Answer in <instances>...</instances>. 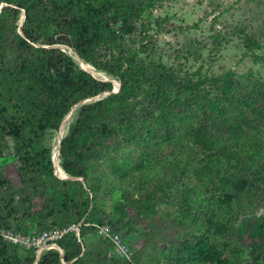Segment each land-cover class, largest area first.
<instances>
[{
    "label": "trees",
    "instance_id": "obj_1",
    "mask_svg": "<svg viewBox=\"0 0 264 264\" xmlns=\"http://www.w3.org/2000/svg\"><path fill=\"white\" fill-rule=\"evenodd\" d=\"M121 2L0 0V157L11 139L18 173L17 180L0 174V230L14 224L21 230L26 210H32L39 233L83 221L81 241L74 232L66 234L58 241L63 254L54 249L39 259L32 254L24 261L0 234V264H84L83 242L96 225L114 222L131 234L144 217L160 214L153 201L135 199L110 179L99 158L113 174L137 170L136 182L181 203L170 234L192 237L178 245L171 264H228L198 226L200 195L204 208L218 213L224 235L251 240L250 258L264 264V215H256L264 208V81L253 73L218 74L204 65L191 70L111 62L100 49L107 42L105 16L109 10L120 14ZM62 46L119 78L120 91L97 99L114 90L113 81L83 70ZM92 98L97 100L79 107L60 149L61 167L77 179H61L53 150L45 145L47 133L58 132L72 109ZM114 185L121 191L116 201L108 199ZM154 225L143 231L146 254L164 224L156 219ZM97 256L98 264H131L104 249Z\"/></svg>",
    "mask_w": 264,
    "mask_h": 264
},
{
    "label": "rangeland",
    "instance_id": "obj_2",
    "mask_svg": "<svg viewBox=\"0 0 264 264\" xmlns=\"http://www.w3.org/2000/svg\"><path fill=\"white\" fill-rule=\"evenodd\" d=\"M121 3L124 9L120 14L116 15L109 10L105 16L109 24L105 30L107 42L100 49L111 62L123 60L125 67L129 63L139 66L156 63L168 67L184 66L191 70L204 65V70L209 69L218 74L228 70L240 75L253 73L257 79L264 81V0H122ZM22 20L23 13L20 18V21ZM257 41L260 46L252 47ZM62 48L68 53L71 52L70 54L73 52L65 46ZM75 60L81 65L79 59ZM96 70L98 78L113 81L114 89L121 87L119 78ZM108 95L105 93L97 99L106 98ZM78 110L79 107L74 110L69 123L65 125V135L68 134L71 124L75 123ZM57 138V131H48L45 145L53 150ZM8 144V149L0 157V174L17 180L18 173L14 162L16 150L11 139H8ZM136 159V156H133L132 167ZM97 163L108 173L110 179H116L118 185L129 188L135 199L142 197L143 200L153 201L160 214L155 218L144 217L137 223L136 232L131 234L127 233V228H122L114 222L96 225V231L88 234L83 242L86 246V253L82 254L83 263L98 264L97 254L103 249L108 251L110 258L127 260L126 255L103 232V229H106L110 235H120L124 244L134 252L137 264H171V259L182 241L192 237V233L177 234L176 237L170 234L171 220L176 210H180L181 203L178 199L172 202L157 196L153 188L144 181L136 182L140 173L135 169L113 174L107 161L99 158ZM59 164L62 166L61 158ZM154 180L159 181V177L155 176ZM178 186L179 184H176L174 190ZM120 193L114 185L108 199L113 197V201H116ZM198 201L200 207L195 212L198 226L205 227L201 232L216 241V246L226 255L228 264H254L250 258L253 245L251 240L237 236L226 237L219 224L218 213L204 208L207 201L202 195ZM37 205L40 206L39 201ZM111 205L112 202L107 207L108 211H112ZM2 206L3 201L0 198V210ZM199 210L201 212H198ZM24 214L26 221L21 223V230H17L15 224L14 229L9 230L20 239L19 244L9 243L19 248L18 254L24 261L32 254L39 259L50 250H63L58 244L62 235L74 232L81 241L79 226L83 221L63 228L55 226L45 233H39L30 220L32 210H26ZM256 215H264V208L256 211ZM156 219L164 225L155 247L146 254L143 231L154 227Z\"/></svg>",
    "mask_w": 264,
    "mask_h": 264
},
{
    "label": "built area",
    "instance_id": "obj_3",
    "mask_svg": "<svg viewBox=\"0 0 264 264\" xmlns=\"http://www.w3.org/2000/svg\"><path fill=\"white\" fill-rule=\"evenodd\" d=\"M79 231H80V228H79ZM103 232L105 234H107L111 238V240L113 241V243H115V245L117 246V248L124 255H126L127 260L131 264H137L136 263L135 256H134V252L131 251V249L124 244V242L121 240L119 234L112 233L110 235L106 229H103ZM0 234L4 238V240L7 241V242H11V243H14V244H19L20 243V239L18 237H16L14 234L10 233L9 230L1 229L0 230ZM61 237H63V235Z\"/></svg>",
    "mask_w": 264,
    "mask_h": 264
},
{
    "label": "water",
    "instance_id": "obj_4",
    "mask_svg": "<svg viewBox=\"0 0 264 264\" xmlns=\"http://www.w3.org/2000/svg\"><path fill=\"white\" fill-rule=\"evenodd\" d=\"M76 55H78V54H76ZM78 58H79V60H80V62H81L80 67H81L83 70H85V71L91 73V74H92L93 76H95L96 78H98V77H97L94 73H92L91 71H88V70L84 69V67H83V62H84V61L82 60V58L79 57V55H78ZM99 79H101V80H105V79H102V78H99ZM120 88H121V87L118 86V87L115 88L112 92H109V95L112 94V93H118V92L120 91ZM95 99H96V98L88 99V100L82 102L80 105L75 106L74 108L76 109L77 107L83 106V105H85V104H87V103H89V102H91V101H93V100H95ZM74 108H73L72 111L66 116V118L64 119V121H63V123H62V125H61V128H60L59 131H58V136H59L60 145L62 144V140H63V138H62V136H63V127H64L66 124L69 123V121H70L72 115L74 114V110H75ZM60 154H61V150H60ZM53 161H54V165H55L56 174H57V176H58L59 178H61V179H74V180L77 179V178H74V177H62V176H60V175L57 173V165L59 164L60 159H58V161H57L56 159L53 158ZM60 252L63 254V250H60ZM37 262H38V260H37ZM37 262H36L35 264H37Z\"/></svg>",
    "mask_w": 264,
    "mask_h": 264
},
{
    "label": "bare ground",
    "instance_id": "obj_5",
    "mask_svg": "<svg viewBox=\"0 0 264 264\" xmlns=\"http://www.w3.org/2000/svg\"><path fill=\"white\" fill-rule=\"evenodd\" d=\"M24 17V16H23ZM71 53V52H70ZM72 55H73V57L75 58V59H79L78 58V55H76V53H74V52H72ZM80 61V60H79ZM80 64H81V62H80ZM83 67H84V69H86V70H88V71H91L92 73H94L95 75L96 74H98V71L92 66V65H90L89 63H87V62H83ZM108 94H109V92H108ZM68 128V127H67ZM66 127L64 126L63 127V136H62V138H64V136H65V133H66ZM58 140H57V142L55 143V145H54V147H53V158L54 159H56L57 161H58V159H60V149H61V145H60V141H59V138H57ZM57 168H58V170H57V173L60 175V176H62V177H70L64 170H63V168L61 167V165L60 164H58L57 165Z\"/></svg>",
    "mask_w": 264,
    "mask_h": 264
}]
</instances>
